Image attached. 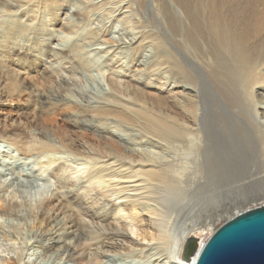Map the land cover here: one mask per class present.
<instances>
[{"label":"bare ground","instance_id":"obj_1","mask_svg":"<svg viewBox=\"0 0 264 264\" xmlns=\"http://www.w3.org/2000/svg\"><path fill=\"white\" fill-rule=\"evenodd\" d=\"M64 1L66 0H56V3L60 2L61 6ZM134 3L141 12L152 10L155 20L172 42V50H168V54L167 47L159 37L148 41L150 47H153L151 53L154 59L170 67L175 74L174 88L180 90L178 96L170 97L168 102L182 112L187 124L181 123L183 118L179 122L178 118H171L163 110V113H155L131 107L115 93L120 90V82L116 81L113 83L114 91L102 95L98 100L99 105L76 106L71 111L68 110L72 106L61 99L59 92L53 89H32L43 108L55 106L63 109L65 117L79 127L88 125L89 116H94V120L100 118V121L112 117L125 124L123 137L116 136L110 130L93 132L104 146L100 143L97 144L98 147L92 146L99 158L85 153L86 162L98 161L91 163L94 167L87 175V180L90 184L100 182L104 187L106 177L137 182V186L132 189L136 193L124 196L125 200L121 204L106 212L109 214L118 208L125 209L126 216L120 220L126 222L130 217L140 222L139 210L147 211V219L150 221L148 226L155 227L157 232L148 237L157 240L160 248L170 247L174 264H194L200 248L207 240V232L203 231L212 229L208 225L213 223L215 217L231 213L233 209L241 212V205L264 197V110L250 112L244 106L247 98L257 101L255 95L264 103V55L261 54L264 50V20L259 18L258 0L256 4L246 5L242 0H168V4L163 0H134ZM71 9L76 12L79 8ZM28 25L19 22H9L6 25L2 23L0 33L5 32V29L23 31ZM78 48L75 46L62 53L77 58ZM15 50L12 48V52ZM8 72V66L0 62V77L8 79ZM48 74L42 77L50 79L61 89L71 84L72 77L69 78L67 74L52 71ZM137 137L150 139L170 151L160 157L151 155L148 151L139 152L133 142ZM25 139L14 140L20 153L27 154L26 158L37 153L64 151L60 143L46 132L39 137L30 136ZM108 142L116 149L105 146ZM250 151L257 154L260 169L250 162ZM84 152L78 153L83 155ZM110 160L113 161L105 162ZM65 170L66 168L59 167L55 175L60 178ZM59 171H63L61 175ZM17 177L13 175L11 179ZM10 181L5 182L4 187L11 185ZM65 184L62 185L65 195L59 196L65 200V204L72 207L79 205L82 214H87L89 210L83 206L82 198L69 187L65 188ZM53 198H47L46 206H51ZM62 200L57 197L60 205L64 204ZM19 206L20 204L9 200L0 213H20L17 209ZM46 213L42 206L36 216L40 219L39 222L51 227L50 230L47 226L46 233H41L35 240L42 255L59 253L68 262L100 264L103 258H112L118 252L126 254L144 248L143 244H138L127 233V229L122 228L119 234L117 230V234L103 236L99 234L100 228L98 234L82 229H76V233L74 227L77 222L73 219L68 226L63 227L64 223L61 225ZM171 218L174 223L170 226ZM115 237L119 238V243L113 242ZM191 237H197L199 244L185 258V246ZM67 238L74 239V242H67ZM85 238L91 240L87 242L90 251H87L82 242ZM61 242L64 245L59 246ZM14 247L17 246L9 249L7 244L5 246L0 243V252L4 253H0V264H11L12 260L17 264H33V259L28 258L24 250H15ZM13 252L14 255L11 254Z\"/></svg>","mask_w":264,"mask_h":264},{"label":"rangeland","instance_id":"obj_2","mask_svg":"<svg viewBox=\"0 0 264 264\" xmlns=\"http://www.w3.org/2000/svg\"><path fill=\"white\" fill-rule=\"evenodd\" d=\"M163 1L168 4V0ZM242 1L244 5L254 2L256 4V0ZM60 4V2L56 3V0L36 2L35 0H0V24L6 25L9 22L29 24V27L25 26L23 31L5 29V32L0 33V62L9 68L8 79L4 80V77H0V190L2 189L0 211L9 200L20 204L17 208L20 213L13 215L0 213V243L5 246L7 244L9 249L17 246L14 247L15 250L19 248L24 250L27 257L33 259V264H76L68 262L64 255L59 253H50L49 256L40 254L35 240L50 227L39 222L40 219L36 217L44 206L47 216L54 217L53 219L59 221L61 225L64 223L63 227L68 226L69 221L73 219L77 222L75 230L82 229L88 233L94 231L96 234L101 230L99 232L101 236L117 234L115 232L118 231L119 234L124 228L138 244L144 245V248L138 252H127L129 255L118 252L112 258H103L102 264H174L171 251L169 252L170 247L160 248L157 246V240L148 237L157 232L155 227L148 226L150 221L147 219L149 216L147 211L139 210L140 222L130 217L126 222L120 220L121 217L126 216L125 209L118 208L108 214L112 207L118 206L125 200L124 196L136 193L132 189L137 186V182H131V179L106 177V187H104L100 182L90 184L87 180V175L94 165L91 163L96 161L86 162L85 153L100 157L92 148L100 143L93 132L110 130L117 134L116 136L123 137L126 131L125 124L112 117L106 118L109 121L101 119V122L100 118L96 121L94 116H89L88 125L79 127L65 117L63 109L55 106L43 108L36 100L32 89V87L41 91L53 89L59 92L61 99L72 106L68 110L71 111L76 106L96 107L102 95L114 91L113 83L116 81L120 82V90L115 93L117 92L119 97L131 107L155 113H161L163 110L171 118H178L177 121L183 118L181 123L187 124L182 112L168 102L170 97L178 96L180 90L174 88L175 74L170 67L154 59L151 53L153 47H150L148 41L159 37L167 47L168 54V50H172V42L155 20L152 10L145 8L146 11L141 12L134 0H113V2L112 0H84V2L66 0L63 5ZM258 4L259 18L264 20V0H258ZM71 7L79 9L74 12ZM74 45L80 48H78V56L76 55L78 59L62 53L69 51L75 47ZM12 48L16 50L12 52ZM261 54L264 55V50ZM51 71L72 77L70 86L61 89L50 79L42 77L49 75ZM254 98L257 101L246 99L245 108L250 112L264 110V103L260 101V97L255 95ZM43 132L59 142L64 151L37 153L30 158H26L27 154L20 153L15 138L26 140L25 138L30 136L39 137L44 134ZM133 142L139 152L148 151L154 156H164L170 151L165 146L144 137H137ZM100 145L104 146V143ZM106 145L116 149L110 142ZM83 150L84 156L78 153ZM250 159V162L260 169L257 154L250 151ZM101 164L102 162L99 165ZM59 167L66 168L65 172L59 171L60 175L63 172L60 178L55 175ZM13 175L18 177L11 179ZM7 181H10L11 185L4 187ZM63 184L65 188L69 187L79 194L83 206L89 210L87 214H82L79 205L72 207L65 204V200L60 197L65 195ZM51 196L52 198L54 196L53 203L51 206H46L47 198ZM57 197L64 201V204L60 205ZM263 203L264 197H261L257 201L241 206L245 210ZM238 212L239 209H233L231 213L220 214V217H215L213 223L208 225L212 229L203 233L207 232L208 238L218 226ZM173 223L171 218L170 226ZM88 239L85 238L82 242L87 251H90L87 242L91 240ZM118 240L119 238L115 237L113 242L119 243ZM68 241L74 242V239L67 238ZM62 245L64 242L59 244ZM14 252L11 254L14 255ZM12 261L11 264H17Z\"/></svg>","mask_w":264,"mask_h":264},{"label":"water","instance_id":"obj_3","mask_svg":"<svg viewBox=\"0 0 264 264\" xmlns=\"http://www.w3.org/2000/svg\"><path fill=\"white\" fill-rule=\"evenodd\" d=\"M198 244L197 237H191L184 257ZM194 264H264V203L242 210L218 226L203 243Z\"/></svg>","mask_w":264,"mask_h":264}]
</instances>
